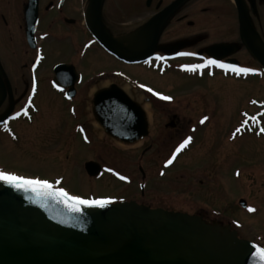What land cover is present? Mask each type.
Returning <instances> with one entry per match:
<instances>
[{
	"label": "flooded vegetation",
	"instance_id": "af4514ba",
	"mask_svg": "<svg viewBox=\"0 0 264 264\" xmlns=\"http://www.w3.org/2000/svg\"><path fill=\"white\" fill-rule=\"evenodd\" d=\"M94 7L99 10L98 16ZM97 27L107 37L104 42L95 32ZM210 59L255 71L236 72L210 65ZM191 65L204 66L195 70L185 67ZM165 77L176 87L175 79L189 85L196 81L191 85L200 89L188 90V106H168L173 102L164 97L172 96L160 90L164 81L158 80ZM220 82L248 91L264 87V0H0V147L15 152L14 145L20 143L25 131L16 126L35 125L42 106L37 101L39 96L53 94L73 123L72 135L90 151L89 129L98 126L94 98L101 90L116 86L139 105L149 126L147 136L133 145L113 140L103 132L109 142L141 149L139 197L123 200L200 216L209 223L228 225L236 221L227 209L218 210L214 204L191 197L181 201L167 191L159 193L163 191L159 181L173 180L171 172L183 155L189 158L181 180L189 188L217 179L219 172L213 168H206L213 177L207 175L210 178L203 180L198 174L200 168L187 165L199 134L223 128L214 107L204 105L197 110L198 106H192L193 101L217 92ZM85 93L88 97L83 96ZM245 106L256 109L242 119L251 121L248 133L264 137L260 113L261 118L253 120L258 109L263 108L264 113V98L260 93L248 97ZM246 124L234 123L230 131L226 129L227 140L234 142L240 137ZM188 137L192 139L177 152ZM166 140L175 143L161 150L158 143ZM149 141L152 143L146 145ZM150 153L152 177L142 165ZM0 171L15 172L3 164ZM237 172H231L232 180L240 179ZM242 200L247 208L249 203L244 198L232 201L241 207Z\"/></svg>",
	"mask_w": 264,
	"mask_h": 264
},
{
	"label": "water",
	"instance_id": "95a60500",
	"mask_svg": "<svg viewBox=\"0 0 264 264\" xmlns=\"http://www.w3.org/2000/svg\"><path fill=\"white\" fill-rule=\"evenodd\" d=\"M94 104L110 138L133 145L147 136L144 112L120 88L101 90ZM85 170L97 177L101 165L87 162ZM70 203L0 182V264H264L262 247L230 225L135 201L81 204L78 211Z\"/></svg>",
	"mask_w": 264,
	"mask_h": 264
},
{
	"label": "rangeland",
	"instance_id": "374dc122",
	"mask_svg": "<svg viewBox=\"0 0 264 264\" xmlns=\"http://www.w3.org/2000/svg\"><path fill=\"white\" fill-rule=\"evenodd\" d=\"M166 78H159L158 80L162 83L164 81V85L159 83L158 85L160 90L172 96L170 102L173 103L168 106H188L190 96L188 90L200 89L199 86L191 85L196 81L189 85V83L185 84V81L175 79L178 84L176 87ZM217 90V92L208 93L202 100L193 101L192 106H198L197 110H201L204 105L209 108L214 107L216 118H219L218 122H221L223 128L218 127L208 134L203 132L199 134L197 145L195 144L196 147L194 145L195 148H192L191 161L189 160L187 165L190 169L200 168L198 174L203 180L212 176L208 174L206 168H213L219 172L217 179L212 176L213 178L205 186L193 185L194 189L193 186L189 188L186 181L181 180L189 158L183 155L176 163L175 170L171 172L173 180L159 181V185L163 187V191L159 193L169 192L181 201L191 197L204 204H214L213 206L218 210L227 209L226 211L230 213L229 217L236 219L235 222H229V225L238 230L242 238L264 247V137L250 135L248 130L251 121L247 120L248 124L242 121L243 117L248 118L255 113L252 111L256 110L245 106L246 98L254 97L259 93L264 98V87L260 91L254 89L248 91L241 86L233 89L229 83L220 82ZM83 96L88 97L86 93ZM41 97L43 96H39L40 100H37L42 106H40L41 113L37 116L36 124L31 127L22 124L21 127L16 126L20 130H25L23 131L25 135L22 133L20 143L14 145L15 152L9 153L5 148L0 147V164L9 167L15 171L12 174L18 176L47 180L52 185L60 182L55 185L85 200L138 198L140 183L138 163L141 149L125 148L109 142L103 130L96 125L89 129L92 141L88 145L90 151L87 150V145L81 142L79 137L72 135L73 123L71 125L58 96L51 94L43 99ZM215 104L218 106H213ZM82 108L88 109V106H82ZM261 110L256 111L255 118L264 119V113ZM84 119L82 117V121ZM234 123H239L240 126L246 125L241 127L244 128L241 130L240 137L231 142L226 138L228 135H226V129L230 131ZM155 129H158L157 126ZM151 143L149 141L146 145ZM174 143L175 141L166 140L159 142L158 146L162 147L161 150L170 149L169 147ZM152 160L153 153H150L142 161L150 177L154 176V170L149 163ZM91 161L103 166L102 173L96 178L88 176L85 170V164ZM234 170L238 171L239 180H232L231 172ZM211 191L213 193H210ZM237 197L244 198L249 203L245 210L232 201Z\"/></svg>",
	"mask_w": 264,
	"mask_h": 264
},
{
	"label": "snow or ice",
	"instance_id": "6c2138e0",
	"mask_svg": "<svg viewBox=\"0 0 264 264\" xmlns=\"http://www.w3.org/2000/svg\"><path fill=\"white\" fill-rule=\"evenodd\" d=\"M207 63L210 65H219L221 68H231L233 71H236V72L248 73V72L255 71L252 68H240L236 65H227V64H224L223 62L213 60V59L208 60ZM203 66L204 65H191V66H185V67H190V70H195ZM149 90L151 91V89ZM156 95L159 96L161 94L156 93ZM164 99H171V97H164ZM17 115H19V113ZM204 119H207V117H205ZM253 120H255V117H253ZM245 123H247V121H245ZM5 127H7V125H5ZM236 131L239 132L240 129L238 128ZM260 131L264 132V128H261ZM191 139H192L191 137H188L186 140H184V142L180 144V146L177 148L176 151L179 152L181 149H183L185 145H187ZM171 162H172L171 160L168 161V163H171ZM0 180H5V181H8L9 183H13L16 187H19V188H30L31 190L36 191L38 194H41V195H55L56 198L64 200L65 203H68L69 201H71L69 206L75 211L79 210V205L81 204L106 203V201H99V200L89 201V200L82 199L81 197H78V196H69V194L65 191L64 188H59L58 190L54 189L53 185L49 183V181L47 180L25 178L23 176L10 174L4 171H0ZM259 251L262 255H264V248H260Z\"/></svg>",
	"mask_w": 264,
	"mask_h": 264
},
{
	"label": "bare ground",
	"instance_id": "6f19581e",
	"mask_svg": "<svg viewBox=\"0 0 264 264\" xmlns=\"http://www.w3.org/2000/svg\"><path fill=\"white\" fill-rule=\"evenodd\" d=\"M178 160V159H177Z\"/></svg>",
	"mask_w": 264,
	"mask_h": 264
}]
</instances>
